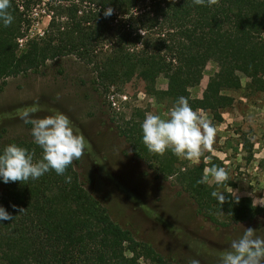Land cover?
<instances>
[{"label":"trees","instance_id":"obj_1","mask_svg":"<svg viewBox=\"0 0 264 264\" xmlns=\"http://www.w3.org/2000/svg\"><path fill=\"white\" fill-rule=\"evenodd\" d=\"M44 5L49 15L44 35L19 48L18 39L29 27V5L11 0L14 21L8 27L0 24V82L72 55L91 66L104 89L124 85L136 74L148 81L164 73L166 87L153 91L159 103L184 96L216 122L233 105L229 92L243 87L242 77L249 90L264 91V0H219L211 6L192 0H45ZM109 7L113 14L105 16ZM196 60H211L218 68L204 97H192L188 88L186 68ZM144 116L135 108L119 126L121 135L157 176L174 178L199 215L227 226L264 214V206L251 200L235 206L226 183H197L205 164L181 165L171 151L150 152L142 141ZM10 143L33 151L35 159L42 156L33 140ZM212 191H222L225 201L219 204ZM0 205L13 216L0 224V264H180L113 221L81 182L75 162L64 176L50 170L38 180L0 182Z\"/></svg>","mask_w":264,"mask_h":264},{"label":"rangeland","instance_id":"obj_2","mask_svg":"<svg viewBox=\"0 0 264 264\" xmlns=\"http://www.w3.org/2000/svg\"><path fill=\"white\" fill-rule=\"evenodd\" d=\"M28 2L32 35L45 30L49 16L45 0ZM231 68L237 71L235 65ZM217 65L211 60H196L186 68L192 97H204ZM229 92L233 105L216 122L207 111L201 112L216 127L215 142L205 150L199 163L206 170L215 164L229 173L226 190L234 205L251 200L264 206V91L245 87ZM167 76L142 80L137 74L121 86L101 88L91 66L72 55L45 62L30 71L0 82V148L11 140H33L31 125L20 119V112L38 103L33 118L55 112L70 117L79 133L89 141L85 155L75 162L81 182L108 210L113 221L131 231L139 241L151 244L161 255L180 264H219V256L230 242L251 227L264 237V214L252 220L214 224L196 211V205L173 177L164 179L136 158L121 135L119 126L141 108L147 114L164 116L173 102L159 103L153 91L164 89ZM144 116V118H145ZM144 120V119H143ZM251 145L248 151L246 146ZM181 165L199 164L179 158ZM214 183L211 177L205 184ZM220 220H226L221 218Z\"/></svg>","mask_w":264,"mask_h":264},{"label":"clouds","instance_id":"obj_3","mask_svg":"<svg viewBox=\"0 0 264 264\" xmlns=\"http://www.w3.org/2000/svg\"><path fill=\"white\" fill-rule=\"evenodd\" d=\"M194 5L211 6L219 0H192ZM11 0H0V24L10 26L14 16L9 9ZM113 14L112 8L104 10L105 16ZM40 106H32L20 112V119L31 125V135L35 145L42 150L39 159L34 152L16 143H10L0 150V182H27L38 180L50 170L64 176L67 168L74 161L81 159L90 147L89 141L82 133L76 131L72 120L63 112H55L43 118H33ZM142 141L147 149L163 155L167 151L178 158L199 163L205 150H210L215 142L217 129L201 112L193 109L189 100L180 96L171 109L164 115L147 114L141 123ZM209 177L217 186L229 181L225 167L211 164L197 183L205 184ZM71 176H65V182L71 183ZM211 196L219 204L225 201L222 191H212ZM15 207V205H13ZM13 216L0 205V224L11 221ZM191 264H200L192 260ZM219 264H264V237L249 227L236 239L230 242L227 250L219 256Z\"/></svg>","mask_w":264,"mask_h":264},{"label":"built area","instance_id":"obj_4","mask_svg":"<svg viewBox=\"0 0 264 264\" xmlns=\"http://www.w3.org/2000/svg\"><path fill=\"white\" fill-rule=\"evenodd\" d=\"M47 16H49L47 13H46ZM31 16V13H29L28 17ZM31 26L32 24L30 23V18H29V27L27 28L26 32H25V36L22 37V38H19L18 39V42H19V48H23L26 44V42L29 40V39H33V38H41L43 35H44V30H38L40 32H36L35 35H32L30 34L29 32L31 31Z\"/></svg>","mask_w":264,"mask_h":264},{"label":"crops","instance_id":"obj_5","mask_svg":"<svg viewBox=\"0 0 264 264\" xmlns=\"http://www.w3.org/2000/svg\"><path fill=\"white\" fill-rule=\"evenodd\" d=\"M222 116H223V113H222ZM224 118V117H223Z\"/></svg>","mask_w":264,"mask_h":264}]
</instances>
